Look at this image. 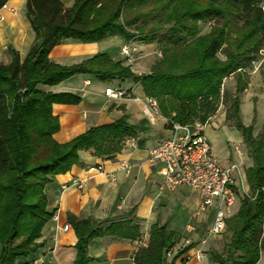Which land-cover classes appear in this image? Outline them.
<instances>
[{
	"label": "trees",
	"instance_id": "obj_1",
	"mask_svg": "<svg viewBox=\"0 0 264 264\" xmlns=\"http://www.w3.org/2000/svg\"><path fill=\"white\" fill-rule=\"evenodd\" d=\"M9 0H0V9ZM264 0H75L64 9L60 0H27L26 17L35 43L24 61L14 53L0 65V264H29L42 243V231L54 214L47 210L45 188L66 175L81 151L96 158L120 154L125 140L137 137V128L124 118L92 127L59 144L60 129L52 106L78 105V96L46 92L77 76L103 83L131 81L145 97L153 98L168 122L206 123L218 110L225 78L236 75V94L248 83L246 69L264 45ZM210 23L206 34L200 25ZM145 44L158 42L161 53L147 75H135L129 66L97 54L69 67L50 61L51 50L66 40L98 43L109 37ZM264 83V71L262 72ZM118 88V87H116ZM226 119L241 133L252 165L245 170L249 194L237 197L239 209L226 221L230 234L225 252H212L216 264H258L264 254V131L253 136L239 117V100L232 101ZM166 127V126H165ZM77 237L74 264H89V244L100 238L137 241L140 227L134 219L104 227L92 218L68 217ZM145 247H138L134 264H174L166 252L176 234L152 225Z\"/></svg>",
	"mask_w": 264,
	"mask_h": 264
},
{
	"label": "crops",
	"instance_id": "obj_2",
	"mask_svg": "<svg viewBox=\"0 0 264 264\" xmlns=\"http://www.w3.org/2000/svg\"><path fill=\"white\" fill-rule=\"evenodd\" d=\"M26 1L9 0L0 9V65L5 67L11 63L14 53L21 62L24 61L35 43V34L26 17ZM60 1L64 9H68L75 0ZM124 48L130 50L132 62L122 53ZM155 52L151 43L125 41L115 36L86 44L66 40L51 50L49 59L55 64L69 67L97 54H106L111 60L129 66L135 75L144 76L157 61L153 56ZM150 60L153 62L148 64ZM109 87L132 90L137 97H144L139 84L131 81L103 83L88 75H77L56 87H40L48 93H68L81 99L78 105L52 106L53 115L58 118L60 125L58 133L53 136L57 143H66L92 127L121 118L137 128V137L126 139L122 152L111 159L96 158L91 150L81 151L78 163L70 172L52 179L45 188L47 210L58 220H54L53 216L46 224L38 241L43 247L24 262L74 264L77 237L68 223V217H74L92 218L104 227L111 222L134 219L140 227L141 239L149 235L152 225L165 227L174 232L177 239L168 262L178 256L174 264H216L206 254L209 243L201 247L198 242L199 235L212 223L214 211L208 210L198 215L200 196L193 190H162L160 176L148 163V151L169 137L164 122L159 121L153 126L147 124L141 116V106L136 102L107 100L104 91ZM121 163L127 165L129 170H121ZM223 164L228 166L231 163L226 160ZM239 165L240 175L236 183L238 194L242 196L247 194L248 186L245 170ZM251 165L250 160L246 169ZM97 166H102L104 173H99ZM106 174L115 178L114 184H111ZM238 209L239 201L233 213H237ZM67 224L69 229L65 231L63 227ZM188 224L195 226L196 234L186 232ZM141 239L133 242L110 237L96 239L88 246L87 255L91 258L89 264H134L133 256ZM200 251L201 259L198 260L196 255ZM258 264H264V254Z\"/></svg>",
	"mask_w": 264,
	"mask_h": 264
},
{
	"label": "built area",
	"instance_id": "obj_3",
	"mask_svg": "<svg viewBox=\"0 0 264 264\" xmlns=\"http://www.w3.org/2000/svg\"><path fill=\"white\" fill-rule=\"evenodd\" d=\"M122 53L132 62L128 48H124ZM104 96L111 102L133 101L140 104L143 117L151 125L159 121L164 122L169 137L148 151V163L156 169L161 178L160 188L170 192H175L178 188L193 190L200 196L197 214H204L211 209L214 211L212 223L206 227L203 237L199 240L201 247L208 243L209 239L222 235L226 231V221L235 214L233 209L238 201L236 178L240 175V165L231 163L223 166L213 155L206 135V128L211 119L204 124L195 122L191 125H180L168 122L161 116L153 98H140L132 90L113 87L106 88ZM120 169L128 171L129 167L121 163ZM96 170L104 173L102 166H97ZM107 176L111 184H114L115 178L110 174ZM54 220H58L57 216H54ZM68 229V224L63 227L65 231ZM185 230L188 234H196L192 224H188ZM148 238L149 235H144L139 247H145ZM172 253V249L167 251L166 258L171 257ZM201 254L200 251L196 255L198 260L201 259Z\"/></svg>",
	"mask_w": 264,
	"mask_h": 264
},
{
	"label": "rangeland",
	"instance_id": "obj_4",
	"mask_svg": "<svg viewBox=\"0 0 264 264\" xmlns=\"http://www.w3.org/2000/svg\"><path fill=\"white\" fill-rule=\"evenodd\" d=\"M210 27V23L201 24L200 32L206 34L210 30ZM151 44L154 51H156L154 54L152 53L155 60L160 61L161 53L158 42H153ZM152 62L153 61L150 60L148 64ZM133 66L134 68L136 67V61L133 63ZM245 71V73L248 74L246 77L248 85L241 94H236V75H230L225 78L221 90L222 94H225L226 100L221 101L217 112L211 118L206 128V135L212 153L220 164L224 166V161L228 160L230 163L241 164L243 170H246L248 163L250 164L248 149L243 143L241 133L233 127L234 120H227L226 116H228L227 111L232 112V101L234 98H238L239 117L242 124L246 127L253 126V136H257L260 132L262 133L264 131V83L262 78V72L264 71V45L259 58ZM141 116L143 117L142 113ZM144 121L151 125L145 118ZM247 194H249V190H247ZM203 235L204 232L199 235V239H201ZM229 237L230 234L225 231L219 237L209 239L207 242L210 247L207 249L206 254L209 256L212 252H217L223 255ZM208 243H206L204 247Z\"/></svg>",
	"mask_w": 264,
	"mask_h": 264
}]
</instances>
